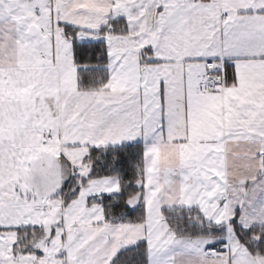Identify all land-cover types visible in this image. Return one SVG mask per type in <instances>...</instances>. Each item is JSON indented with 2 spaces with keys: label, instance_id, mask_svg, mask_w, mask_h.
Instances as JSON below:
<instances>
[{
  "label": "snow or ice",
  "instance_id": "snow-or-ice-1",
  "mask_svg": "<svg viewBox=\"0 0 264 264\" xmlns=\"http://www.w3.org/2000/svg\"><path fill=\"white\" fill-rule=\"evenodd\" d=\"M0 264H264V0H0Z\"/></svg>",
  "mask_w": 264,
  "mask_h": 264
}]
</instances>
